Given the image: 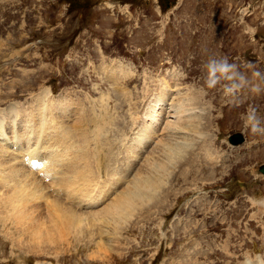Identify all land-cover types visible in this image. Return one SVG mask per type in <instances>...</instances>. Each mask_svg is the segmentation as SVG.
Returning a JSON list of instances; mask_svg holds the SVG:
<instances>
[{
  "label": "rangeland",
  "instance_id": "1",
  "mask_svg": "<svg viewBox=\"0 0 264 264\" xmlns=\"http://www.w3.org/2000/svg\"><path fill=\"white\" fill-rule=\"evenodd\" d=\"M151 53L160 54L161 59H153L152 64L145 65L150 62ZM245 54L256 56L264 65V0H0V110L18 102L23 111H30L36 95L52 89L50 93L53 94L48 96L72 104L68 112L70 117L62 119L66 132L61 128L64 132L60 133L61 138L74 137L70 126L75 129L77 115L82 114L87 117L83 118L82 128L87 122L89 128H94V124H111L106 142L113 143L128 121L127 111L132 97L119 85L125 84L139 104L145 95L153 92L141 107V110L147 111H151L153 106L145 102L155 97L154 92L160 95V102L166 103V112H169L172 97L173 102H178L189 94L192 100L187 101L185 107H193L196 116L191 123H197L203 116L204 120L210 119L211 124L210 131H206L208 135L202 140L203 148L198 158L186 156L185 165L181 163L174 173L173 184L167 188L169 195L163 192L168 210L162 208L163 213L150 210V217L144 219L142 216L143 220L133 222L123 232L122 246H114L116 242L112 245L122 235L117 237L105 233L101 238L109 241L108 245L114 249L111 260L101 262L96 259L91 252L95 246L88 247L76 231L75 234L69 229L67 221L48 220V226L57 224L59 233L64 232L62 235L66 240L60 245V250L58 247L57 251L51 249L53 252L35 253L21 245L24 238L32 236L29 231H13L11 223L5 229L0 223V264H168L171 257L185 259L184 255L191 256L187 246L189 243L198 246L200 242L204 252H210V259L201 258L198 264H242L246 255L255 257L263 254V257L264 230L261 225L264 224V212L258 211V205L250 203L248 198L264 200V187H261L264 176L257 173L258 166L264 163V140L260 134L254 135L245 128L242 117L250 106L254 107L264 127V74L249 81L239 91L241 98L238 100L224 96V82L213 89L204 84V65L209 59L227 57L229 63L239 68L244 63ZM129 57L139 64L141 83H136L140 77L133 72L137 63ZM112 58L125 61L121 62L124 68L113 64L112 61L118 63L119 60ZM106 60H110L107 62L110 65L104 62ZM112 64L115 68L108 73ZM125 70L128 75H120ZM256 71L261 73L259 69ZM170 74H173L176 86L169 83H172ZM149 78L155 80L146 84ZM162 78L169 82L166 81L160 88ZM254 84H259L262 89L258 95L251 92ZM171 88L177 89V92ZM156 102L159 107L158 98ZM75 104L86 107L78 108ZM105 104L113 114V120L107 116L105 119L100 117L105 114ZM244 107V113L237 119L235 113ZM170 114V120H174V115ZM62 120L58 122L62 123ZM155 128L161 129L149 122L144 130ZM233 132L245 133V142L238 146L229 144L227 138ZM154 133L157 137L151 136L153 140H150L146 150L163 136L156 131ZM26 135L28 133L24 132L23 137ZM216 137L220 143L213 152ZM118 139L114 140L116 144ZM115 143L110 157L113 162H118L117 157L115 159ZM4 144L8 146L9 143ZM207 147L206 151L210 149L211 157H214L211 161L204 158ZM14 148L17 149V146ZM92 154L94 157V148ZM122 158L126 157L123 154L119 157L123 161L120 172L124 174L128 163ZM144 160L138 161L135 167L143 166ZM90 164L93 168L91 158ZM117 167L116 163L114 170ZM130 178L129 174L120 188L124 189ZM5 183L9 185L8 181ZM51 190L59 196L55 188ZM107 198L100 207L112 199L110 196ZM47 200L46 194V199L42 201L46 211L49 208ZM4 202H0V206L4 207ZM199 202L208 204L204 205L192 224L201 225V220L207 216L215 219L207 220L201 228L192 227L185 231L190 207ZM176 205L183 206L185 211L180 214L171 211ZM84 210L87 208L84 207ZM191 211L196 215L193 209ZM251 219L256 222L253 227H249L253 225L252 221L248 224ZM238 223L242 227L237 226ZM38 227L42 231L47 225L42 222ZM120 248L123 251L117 255ZM230 252L231 256L236 255L232 261H229ZM186 259L191 261L190 257V260ZM240 259L243 260L240 262Z\"/></svg>",
  "mask_w": 264,
  "mask_h": 264
},
{
  "label": "bare ground",
  "instance_id": "2",
  "mask_svg": "<svg viewBox=\"0 0 264 264\" xmlns=\"http://www.w3.org/2000/svg\"><path fill=\"white\" fill-rule=\"evenodd\" d=\"M104 62L107 63V61ZM112 63L119 67L121 66L120 69L124 68L120 61L118 63L112 61ZM113 64L108 73L114 70L115 66ZM106 67L108 69V66ZM123 73L126 72L122 71L120 75H123ZM50 92L45 90L37 94L33 109L30 111L20 112L18 105L14 104H19L18 102L12 103L6 110H0V121L5 122H0V202L5 201L4 203H6L4 207L0 206V216L2 217L0 218V223L3 224L5 229L11 223L13 231L17 229L20 233L23 230L29 231L32 236L28 235L29 237L24 238L21 241V245L35 251V253H49L51 249L57 251L58 247L60 250V245L66 239L62 235L64 232L59 233V225L51 224V226L49 223L50 226H48L47 221H67L69 229L74 230V233L76 231L88 247L90 245L95 246L91 252L96 259L101 262L111 260L110 258L114 255L112 253L114 249L111 245H108L110 244L109 241H103L101 238L105 233L117 237L122 235L119 241L116 240L112 243L113 245L116 242L114 246L117 247L122 246L120 243L121 239H123V232L129 229L128 227L133 222L141 220L142 216H144V219L148 216L150 217V210L155 209L159 210V213H163L164 210L162 208L169 207L165 201V197L169 195L167 188L173 184L174 173L181 163L185 165L186 156L188 158L192 156L198 158L203 148V145L201 146L204 143L202 140L208 135L206 131H210L211 128L210 119L204 120V117L201 116L197 123H191L196 116L194 115L195 109L193 107H185L188 103L187 101L192 100L189 94L178 102H173L172 97L168 106L169 112H166V103L164 101L160 102V95L158 96L155 93L154 98L145 102L152 104L153 108L151 111L142 109L137 115H132L135 124L133 137L128 148L122 153L123 157H126V159H122L128 165L124 171L125 173L121 174V163L123 161L119 160V155L122 154H117L118 162H113L110 157L113 143L106 142L107 132L110 130L111 124H103V126L94 124L92 132L100 148L98 150L94 149L95 156L93 157V147L89 144L90 137L87 133L91 128H89L88 122L85 128L81 127V124L84 123L83 118L87 119V117L82 114H74L78 117V124L76 123L75 129L70 126V130L73 131L75 138L72 135L61 138V128L65 131L64 126H66L62 119L70 117L68 112L69 106L72 104L61 102L60 99L57 101L53 96H48ZM157 98L160 102L159 107L156 102ZM106 104L105 110L104 108L101 109V111L104 110L105 114L100 117L105 119L107 116L113 120V114L110 113V109L106 107ZM79 110L84 111L85 109L80 108ZM186 111L187 113H185ZM170 113L174 115V120H170ZM152 119H156V121H152ZM59 120L63 122L59 123ZM149 122L150 124L158 125L161 129L144 130ZM5 127L10 129L7 130ZM102 127L104 128L101 129ZM154 131L159 133L158 135L162 134L163 136L161 138L158 137L157 142L154 141L156 144L154 146L151 145L152 147L146 150L150 140H153L151 136L155 135ZM24 132L28 133L25 137H23ZM102 134L105 136L103 137ZM66 141L69 143L74 142L73 148L77 151L76 156L71 155L63 147ZM4 143L9 144L7 146ZM15 146H17V149L14 148ZM208 148L205 149V153ZM40 151L42 153L39 155ZM145 152L146 154H143ZM57 153L59 157L54 159ZM211 155L209 149L206 155L204 154V158L211 161L214 158ZM38 156L42 158V166L37 171L38 175H32L33 173L29 169L33 168L29 163ZM109 157L111 161L108 159ZM90 158L93 161V168L90 164ZM142 158H145L143 166L135 167L136 163ZM95 163L103 164L109 170L112 178L106 182L105 180L102 181V167L99 166L97 170L94 167ZM116 163L118 167L114 170ZM129 174L131 177L128 181L129 183L124 189L120 188L121 184H124L127 180ZM6 181L9 182L8 186L5 183ZM43 181L50 182L49 189ZM12 184H14V188ZM51 188H55V193L58 192L59 196L52 193ZM47 190L50 192L49 194ZM164 191H166V196L163 193ZM45 193L49 199L47 200L49 201L48 211L45 210L41 202L46 199ZM106 196L108 198L110 196L112 199L100 207ZM257 205L258 208L260 207V211L264 212V203H258ZM82 206L86 207L87 210H84ZM161 209L162 211H160ZM166 210L168 209L166 208ZM42 222H45L47 227L39 231L38 226ZM0 227L2 228V225ZM64 227L66 229L67 226ZM261 228L264 230V224L261 225ZM10 236H12V233ZM110 240L113 241V239ZM198 246L195 243H189L187 247L191 256H188L190 254L184 255L185 261H176V258H174L168 264H174L175 262L177 264H198L201 258L209 260L210 252L205 253L204 249ZM189 250L187 251L189 252ZM122 251L121 248L118 249L117 255H121ZM262 255H256L255 257L246 255L242 264H264V256L262 257ZM234 256L236 258V255L231 256L230 252L229 257L231 259L229 261H232ZM186 257H188V260H190V257L191 261L187 262Z\"/></svg>",
  "mask_w": 264,
  "mask_h": 264
},
{
  "label": "clouds",
  "instance_id": "3",
  "mask_svg": "<svg viewBox=\"0 0 264 264\" xmlns=\"http://www.w3.org/2000/svg\"><path fill=\"white\" fill-rule=\"evenodd\" d=\"M249 66L251 67V65ZM204 68L206 69L205 86L208 89H213L224 82L222 87L225 97H235L249 83L246 77L238 71L237 65L229 63L227 57L209 59ZM260 75L258 71L253 72L254 77H259ZM261 91L259 84L251 86V92L254 94L258 95ZM242 118L244 119L245 128L250 129L252 134H264V127L261 126V120L257 116L254 107L250 106L246 115ZM248 199L253 205L264 203V200H257L255 197H249Z\"/></svg>",
  "mask_w": 264,
  "mask_h": 264
},
{
  "label": "water",
  "instance_id": "4",
  "mask_svg": "<svg viewBox=\"0 0 264 264\" xmlns=\"http://www.w3.org/2000/svg\"><path fill=\"white\" fill-rule=\"evenodd\" d=\"M231 140L233 142L241 141L242 137L239 134H235V135L231 136Z\"/></svg>",
  "mask_w": 264,
  "mask_h": 264
}]
</instances>
